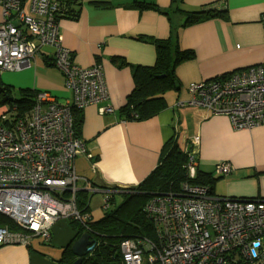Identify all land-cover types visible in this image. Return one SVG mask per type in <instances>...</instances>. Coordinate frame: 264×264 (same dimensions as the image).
<instances>
[{
    "label": "crops",
    "instance_id": "0c3cea01",
    "mask_svg": "<svg viewBox=\"0 0 264 264\" xmlns=\"http://www.w3.org/2000/svg\"><path fill=\"white\" fill-rule=\"evenodd\" d=\"M98 1L102 4H94ZM81 2L76 18L59 19L61 44L70 51L73 63L81 67L102 65L109 93L107 100L81 109L80 139L86 151L76 154L74 167L78 191L89 196L86 213L93 217L92 194L103 197L108 190L119 194L142 182L174 141L178 143L175 154H182L189 144V150L195 151L197 168L218 177L216 195L264 199V124L236 130L226 115L174 108L176 98L186 95L188 83L264 62V0ZM177 3L185 11L214 8L223 16L185 26L184 13L174 12ZM172 35L181 48L195 53L194 59L175 69L179 89L166 93L167 107L157 115L141 121L123 120L120 108L134 87V68L152 65L156 58L153 40ZM52 52L49 46L42 47L30 67L1 71L2 82L15 91H47L59 104L66 103L71 94L64 86L62 71L51 63ZM106 106L112 110L103 112ZM194 136L198 141L192 140ZM175 159L177 166L178 155ZM220 163L229 164L230 171L220 175L216 170ZM74 219L62 216L55 220L48 240L35 235L27 244L1 245L0 264H65L66 248L71 251L79 234Z\"/></svg>",
    "mask_w": 264,
    "mask_h": 264
},
{
    "label": "built area",
    "instance_id": "2783aa9c",
    "mask_svg": "<svg viewBox=\"0 0 264 264\" xmlns=\"http://www.w3.org/2000/svg\"><path fill=\"white\" fill-rule=\"evenodd\" d=\"M58 8L59 0H0V72L30 67L49 46L71 94L58 104L54 94L37 91L33 108L15 117L9 116L8 104L0 105V213L19 228L1 226L0 246L27 244L35 235L48 240L55 220L80 218L74 158L86 150L84 141L73 136L69 110L98 104L109 93L100 63L81 67L71 61L61 44ZM261 23L264 31V12ZM185 91L175 106L226 115L236 130L264 124V62L192 81ZM111 110L106 106L103 112ZM188 147L186 166L193 176L196 157ZM230 168L216 166L221 174ZM109 191L103 208L110 205ZM208 191L183 183L181 192L149 201L146 210L156 236L123 239L124 264H264V199Z\"/></svg>",
    "mask_w": 264,
    "mask_h": 264
},
{
    "label": "trees",
    "instance_id": "16d2710c",
    "mask_svg": "<svg viewBox=\"0 0 264 264\" xmlns=\"http://www.w3.org/2000/svg\"><path fill=\"white\" fill-rule=\"evenodd\" d=\"M177 1L180 3L182 0H173V3ZM94 4L101 5L102 3L98 1L94 2ZM81 5V0H59L57 16L59 19L76 18ZM136 5L141 8L151 6L150 4ZM175 11L184 13L185 21L183 24L185 26L199 23L211 17L223 16L222 11L214 8L185 11L178 7V3ZM153 43L156 50V58L153 64L134 68V87L126 97L125 104L120 108L123 120H145L165 109L167 107L166 93L172 89H179L175 74L176 67L195 57L194 51L181 48L177 37L173 35L168 39H155ZM51 63L54 65V62ZM119 63L126 64V61L120 60ZM229 73L219 76L223 77ZM219 76H216V78ZM14 91L11 86L4 84L0 77V105L8 104L11 107L9 116L11 114L15 117L33 108L37 91L20 90L19 98L13 97V94H16ZM179 97L176 98L175 102ZM175 102L174 108L188 109L185 106H175ZM12 107H16V110H13ZM69 111L73 136L80 138L82 110L71 105ZM177 146V141H174L169 150L163 152L160 164L142 182L121 191L118 195L122 197V200L117 205H115V196L117 194L109 191V203H113V206L109 205L108 208H103L102 205V208L106 211L97 220H94L90 214L86 213L89 211L87 204L88 194L85 191H77L76 207L80 211V218L74 219L75 221L73 222L74 225L79 226L77 238L82 232H88L95 239L93 249L83 257L81 264H124L120 251V243L123 239L137 237L154 238L156 236L155 227L146 210V205L153 198L169 193L177 194L181 192L183 183L208 187V192L215 194L214 184L218 177H215L211 172L200 171L197 168V158H195L196 166L193 176H190L186 166L187 155L184 151L178 155L180 161L177 166H174L176 164L175 153ZM190 152L195 155V151L192 150ZM219 174L222 175L221 173ZM1 226H6L10 230H19L13 220L2 213H0ZM74 260L75 256L70 251V248H66L64 263L68 264Z\"/></svg>",
    "mask_w": 264,
    "mask_h": 264
},
{
    "label": "water",
    "instance_id": "95a60500",
    "mask_svg": "<svg viewBox=\"0 0 264 264\" xmlns=\"http://www.w3.org/2000/svg\"><path fill=\"white\" fill-rule=\"evenodd\" d=\"M94 245L95 239L92 237L91 233L82 232L71 245V251L76 258L73 262L68 264H81L83 257L93 249Z\"/></svg>",
    "mask_w": 264,
    "mask_h": 264
},
{
    "label": "rangeland",
    "instance_id": "374dc122",
    "mask_svg": "<svg viewBox=\"0 0 264 264\" xmlns=\"http://www.w3.org/2000/svg\"><path fill=\"white\" fill-rule=\"evenodd\" d=\"M16 94H13V97H16V98H19L20 96V89H18L17 91H15ZM177 152V150H176ZM176 155H179V153H177ZM100 193H95V194H92V199H91V203H90V211H92L93 213V219L94 220H97L99 219L103 214L104 212L106 211L105 209L102 208V205L104 203V195L102 197V195H98ZM115 205H117L121 200H122V197L120 195H116L115 196ZM88 202V200H87ZM110 206L112 207L113 206V203L110 204Z\"/></svg>",
    "mask_w": 264,
    "mask_h": 264
}]
</instances>
